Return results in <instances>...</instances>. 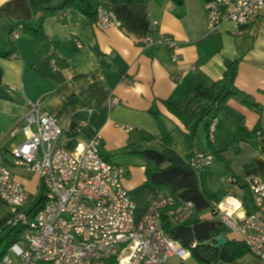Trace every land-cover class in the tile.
I'll return each instance as SVG.
<instances>
[{"label": "crops", "instance_id": "0c3cea01", "mask_svg": "<svg viewBox=\"0 0 264 264\" xmlns=\"http://www.w3.org/2000/svg\"><path fill=\"white\" fill-rule=\"evenodd\" d=\"M64 1L0 0V159L29 196L37 192L38 176L11 163L12 151L27 138L24 116L31 102L63 129L60 146L70 148L78 137H101L102 157L124 171L122 183L136 204V222L163 194L147 183L144 157L163 167H185L196 154L211 156L210 165L197 171L203 177L197 179L199 188L210 202L209 211L197 219L211 218L214 195L238 197L237 185L228 178L264 183V15L241 25L224 22L209 33L205 0H126L110 9L107 29L77 10L46 17L41 44L17 27H34L43 9L61 8ZM152 21L158 26L149 32ZM149 33L172 36L178 62L165 48L143 50L140 41ZM227 62L236 64L233 87L225 80ZM217 82L211 100L194 99L198 89ZM232 88L237 94L215 116L219 99ZM213 118L210 138L207 125ZM79 122L84 127L73 133ZM171 210L170 222L176 223ZM8 216L0 198V227ZM227 239L241 243L230 232ZM220 264L261 262L247 253Z\"/></svg>", "mask_w": 264, "mask_h": 264}, {"label": "built area", "instance_id": "2783aa9c", "mask_svg": "<svg viewBox=\"0 0 264 264\" xmlns=\"http://www.w3.org/2000/svg\"><path fill=\"white\" fill-rule=\"evenodd\" d=\"M99 1L95 25L107 29L111 12L106 0ZM204 9L210 33L224 22L241 25L261 17L264 0H205ZM157 26L152 21L149 32ZM17 27L22 30V25ZM17 37L11 33V38ZM140 44L143 50L165 48L172 62L179 60L178 43L170 35L149 33ZM83 127L79 122L73 133ZM214 132L213 118L208 124L210 138ZM23 133L27 138L12 151V168L35 173L39 182L35 196H29L0 159V198L9 208L1 227L22 228L0 264H106L110 260L115 264H166L172 258L184 264L190 257L161 227L162 211L173 206L171 197L158 194L142 219L135 221L136 204L122 183L124 171L102 157L99 135L78 137L70 148L60 146L64 131L38 102L28 105ZM211 160L209 155L196 154L189 166L198 171ZM227 182L246 185L255 210L247 214L234 195H225L213 209L227 231L264 264V183L251 178H228ZM192 212L190 202L171 210L176 223Z\"/></svg>", "mask_w": 264, "mask_h": 264}, {"label": "trees", "instance_id": "16d2710c", "mask_svg": "<svg viewBox=\"0 0 264 264\" xmlns=\"http://www.w3.org/2000/svg\"><path fill=\"white\" fill-rule=\"evenodd\" d=\"M109 9L126 0H106ZM149 0H128L130 3H145ZM163 1V0H156ZM99 0H65L61 8L43 9L39 18L34 21V27H23L24 33L29 34L36 43L41 44L45 39L42 24L46 17L51 16L59 11L77 10L86 16L91 22L96 21V9ZM57 60H55V63ZM235 62H227L226 81L232 86V79L235 76ZM65 64H63V67ZM230 77V79H228ZM220 82L215 83L210 88H200L197 90L194 99L206 98L211 100ZM237 94L233 88L227 91L224 97L220 98L215 109V116L224 109L225 100ZM208 126V125H207ZM144 155V153L142 154ZM220 153L216 152L215 156ZM145 158V175L147 183L154 186L160 193H163L173 199V206L166 208L161 214V227L164 232L173 240L177 241L183 248L189 251L198 264H220L230 263L248 253V249L242 243L227 239V243L216 248L215 240L220 236H227L228 231L221 223L214 209L211 210V218L196 219L191 222L171 223V217L168 212L180 206L182 203L190 202L196 213H202L210 208V202L205 194L201 191L197 180V171L189 165L179 167L169 163L163 167V164L155 163L151 159ZM167 161H165L166 163ZM242 205L247 214L252 213L255 209L252 204V197L246 185L237 184ZM39 205L35 209H39ZM22 228L4 229L0 227V261L6 254L12 241L20 236ZM106 264H115L113 260Z\"/></svg>", "mask_w": 264, "mask_h": 264}, {"label": "rangeland", "instance_id": "374dc122", "mask_svg": "<svg viewBox=\"0 0 264 264\" xmlns=\"http://www.w3.org/2000/svg\"><path fill=\"white\" fill-rule=\"evenodd\" d=\"M186 1H194V0H186ZM198 177H197V179H199V181H201L202 179H203V177L201 176V171L199 172V174L197 175ZM224 184V183H223ZM224 187H226V189L225 190H227V193H229V186H226L225 184H224ZM210 193V192H209ZM211 194V193H210ZM221 194H218V195H214L211 199H213L212 200V202H211V204H218V202H220V200L222 199L221 198ZM207 211H209V209H207L206 211H204L203 213H205V212H207ZM198 217H200V213H193L192 215H191V217L189 218V222H191L192 220H195V219H197ZM257 260V259H256ZM168 264H180V262L176 259V258H174V259H170L168 262H167ZM182 263V262H181ZM184 264H198L192 257H189V258H187L184 262H183Z\"/></svg>", "mask_w": 264, "mask_h": 264}, {"label": "water", "instance_id": "95a60500", "mask_svg": "<svg viewBox=\"0 0 264 264\" xmlns=\"http://www.w3.org/2000/svg\"><path fill=\"white\" fill-rule=\"evenodd\" d=\"M227 243L226 237L225 236H220L215 240V247L220 248L224 246Z\"/></svg>", "mask_w": 264, "mask_h": 264}]
</instances>
